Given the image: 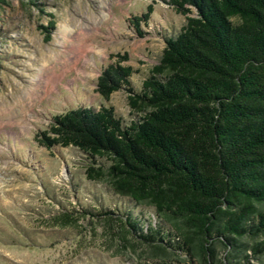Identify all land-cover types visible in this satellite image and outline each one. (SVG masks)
<instances>
[{"label": "trees", "instance_id": "1", "mask_svg": "<svg viewBox=\"0 0 264 264\" xmlns=\"http://www.w3.org/2000/svg\"><path fill=\"white\" fill-rule=\"evenodd\" d=\"M168 3L186 21L164 36L141 87L132 66L117 62L96 81L106 102L124 89L136 118L125 124L111 104L73 107L54 114L37 141L75 146L92 159L90 180L132 207H153L147 221L118 205L94 213L143 247L137 264H251L250 256L264 264V0ZM132 19L142 36V19Z\"/></svg>", "mask_w": 264, "mask_h": 264}, {"label": "rangeland", "instance_id": "2", "mask_svg": "<svg viewBox=\"0 0 264 264\" xmlns=\"http://www.w3.org/2000/svg\"><path fill=\"white\" fill-rule=\"evenodd\" d=\"M37 4L4 0L0 6V264H137L143 247H131L119 223L107 228L94 213L118 205L147 221L153 207H132L102 179L90 180L92 159L75 146L46 148L36 136L54 114L73 107L111 104L125 124L136 118L124 89L107 102L101 98L98 75L115 62L130 65L138 90L159 61L164 36L175 34L185 16L168 0ZM134 15L142 19V36L133 28ZM52 19V30L39 27ZM97 164L108 161L100 157Z\"/></svg>", "mask_w": 264, "mask_h": 264}]
</instances>
